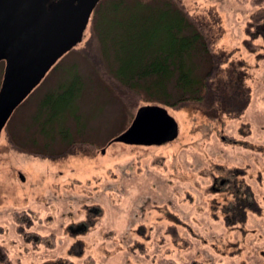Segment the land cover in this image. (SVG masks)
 I'll use <instances>...</instances> for the list:
<instances>
[{"label": "rangeland", "instance_id": "1", "mask_svg": "<svg viewBox=\"0 0 264 264\" xmlns=\"http://www.w3.org/2000/svg\"><path fill=\"white\" fill-rule=\"evenodd\" d=\"M175 1L225 55L230 82L239 75L246 105L216 115L172 108L175 141L109 144L146 102L128 108L103 83L82 52L88 27L0 138V242L16 264H264V38L247 32L256 9L238 0ZM4 70L0 63V87ZM72 85L76 115L51 117L46 96ZM72 141L84 144L68 148ZM214 178L231 181L215 194ZM250 194L253 207H244ZM25 210L29 225L15 220Z\"/></svg>", "mask_w": 264, "mask_h": 264}, {"label": "trees", "instance_id": "2", "mask_svg": "<svg viewBox=\"0 0 264 264\" xmlns=\"http://www.w3.org/2000/svg\"><path fill=\"white\" fill-rule=\"evenodd\" d=\"M238 1L256 9L247 22L250 38H264V0ZM88 27L92 35L82 51L86 61L128 108L144 101L169 112L172 108L197 106L216 115L221 108L236 114L244 102L246 105V89L239 75L236 82H230L225 55L214 50L206 31L175 0H101ZM74 87L61 86L56 99L46 96L51 117L65 116L69 110L76 115L77 110L68 108L77 98ZM60 119L66 122L65 117ZM63 135L67 139L65 132ZM69 144L72 148L84 143ZM28 213L15 211L19 215L15 220L29 225L34 218ZM18 229L23 231L22 226ZM0 264H16L1 242Z\"/></svg>", "mask_w": 264, "mask_h": 264}, {"label": "water", "instance_id": "3", "mask_svg": "<svg viewBox=\"0 0 264 264\" xmlns=\"http://www.w3.org/2000/svg\"><path fill=\"white\" fill-rule=\"evenodd\" d=\"M101 0H0V138L10 117L52 67L84 39ZM179 136L168 109L141 106L130 126L112 142L154 146ZM105 153V150H102ZM21 179L25 180L21 174Z\"/></svg>", "mask_w": 264, "mask_h": 264}, {"label": "flooded vegetation", "instance_id": "4", "mask_svg": "<svg viewBox=\"0 0 264 264\" xmlns=\"http://www.w3.org/2000/svg\"><path fill=\"white\" fill-rule=\"evenodd\" d=\"M9 123V122H8ZM8 123H7V125H6V129H7V126H8ZM231 181V178H223V179H217V178H214V181H213V193H215V194H219V193H222V192H224L225 190H224V186L228 183V182H230ZM246 203H244V202H242V204H244V207H247V205L248 204H250V208H252L253 207V205H252V195L250 194L249 195V198H247L246 199ZM241 205V204H240ZM242 207H243V205H242ZM239 208V207H238ZM238 208H236V203H234V205H232L231 207H230V209H232L233 210V213H235L236 211L237 212H239V213H241V211H240V209H238ZM234 216V215H233ZM230 220H232V218H230V219H228V220H226L225 219V217H224V223L225 224H227V222L228 221H230Z\"/></svg>", "mask_w": 264, "mask_h": 264}]
</instances>
